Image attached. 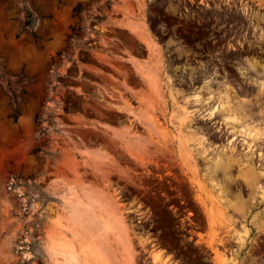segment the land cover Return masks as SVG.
<instances>
[{
    "label": "rangeland",
    "instance_id": "1",
    "mask_svg": "<svg viewBox=\"0 0 264 264\" xmlns=\"http://www.w3.org/2000/svg\"><path fill=\"white\" fill-rule=\"evenodd\" d=\"M174 11L175 0H0V264H72L60 236L95 240L114 264H264V176L247 187L234 164L211 177L201 153L231 150L220 130L239 121L223 118L244 98L264 150V91L179 88ZM196 90L215 98L185 115ZM218 96L232 109L210 115Z\"/></svg>",
    "mask_w": 264,
    "mask_h": 264
},
{
    "label": "flooded vegetation",
    "instance_id": "2",
    "mask_svg": "<svg viewBox=\"0 0 264 264\" xmlns=\"http://www.w3.org/2000/svg\"><path fill=\"white\" fill-rule=\"evenodd\" d=\"M173 19L171 59L183 91L226 81L240 90L264 69V0H175Z\"/></svg>",
    "mask_w": 264,
    "mask_h": 264
},
{
    "label": "bare ground",
    "instance_id": "3",
    "mask_svg": "<svg viewBox=\"0 0 264 264\" xmlns=\"http://www.w3.org/2000/svg\"><path fill=\"white\" fill-rule=\"evenodd\" d=\"M252 85L257 87L259 93H262L264 91V80H258L257 78L253 79ZM209 86L210 84L207 83L206 87ZM192 97H193L192 101L196 104V106L193 109H188L187 106L185 107L184 105H181L183 106L182 107L183 111L181 112H183V114L185 115H190L193 112L195 113L200 112L201 114L202 105L214 99L215 94L212 91H209L208 95L203 96L198 90H196L193 93ZM218 98L220 99L221 103L214 104L212 105V107H210L209 109L210 115H215L217 112H222L223 109H227V110L232 109V104L229 96H226L225 99H222L221 96H218ZM248 101L249 100H245L244 98V100L238 102L237 107H233L234 110L239 114H234V115L227 114L223 118V120H227L230 119V117H233L234 119H237V121H239L238 127L235 125H231L230 127H228L226 125L224 129L220 130V133L223 136H225L227 140V144L230 143L232 145L231 150L228 152L223 151L222 153L220 152L219 154L215 153L213 155H209L211 153L213 146L212 148H210L209 146L206 147L204 146V148L201 150V153L203 156L207 157L205 169H206V173L210 174L211 177L215 175V172L219 168L223 170H229L231 166L236 164L239 169V177L242 179V181L245 183L247 187H251L256 181H258L257 179L259 177L264 176V171L262 169L260 170L256 169L257 166L258 167L260 166L261 161L264 159V150L257 145L254 136L253 137L251 136L253 133L252 134L249 133L251 130L250 128L253 127L255 124H257V120L253 119L251 115H248V113L245 112V110H249L251 113H253L252 111L254 109V105H253L254 103L251 104L248 103ZM259 111L264 114V105H262ZM246 116L250 118L251 124L249 122L244 121ZM239 145L242 146L241 148L244 150L239 153L234 152L235 151L234 148L238 147ZM223 149L226 150L224 147ZM191 167L193 168V166ZM196 170L197 169H195V173L197 172ZM100 195L110 205L109 215L112 216V218L122 222L124 220V217L121 214L118 207L113 203V201L109 198L107 194H100ZM242 207H243V202H240V205H237L234 208H242ZM228 219L230 220V218ZM207 220L208 223L211 224L216 222L210 216L207 217ZM234 221L235 220L232 219L230 220V223H234ZM250 223L256 225L259 224L260 221L256 218H252L250 220ZM54 243L55 245H60L61 248H63L68 253V255L71 258L70 261L72 264H114L112 262H108V260H105L103 258L102 250L100 247H98L99 245L97 246V242L95 240H89V239L86 240L82 238L70 239L65 236H60L55 239ZM158 258H159V252H156L153 256V261H157ZM158 264H162V263L158 262Z\"/></svg>",
    "mask_w": 264,
    "mask_h": 264
},
{
    "label": "trees",
    "instance_id": "4",
    "mask_svg": "<svg viewBox=\"0 0 264 264\" xmlns=\"http://www.w3.org/2000/svg\"><path fill=\"white\" fill-rule=\"evenodd\" d=\"M30 20H28V22H29ZM38 117V115L37 114H35V118H37Z\"/></svg>",
    "mask_w": 264,
    "mask_h": 264
},
{
    "label": "crops",
    "instance_id": "5",
    "mask_svg": "<svg viewBox=\"0 0 264 264\" xmlns=\"http://www.w3.org/2000/svg\"><path fill=\"white\" fill-rule=\"evenodd\" d=\"M211 264H215V260H213Z\"/></svg>",
    "mask_w": 264,
    "mask_h": 264
}]
</instances>
